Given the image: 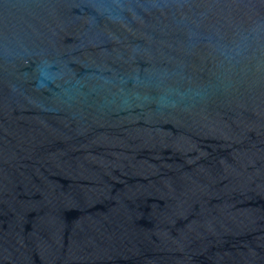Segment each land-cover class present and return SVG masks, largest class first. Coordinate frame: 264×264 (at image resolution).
I'll return each mask as SVG.
<instances>
[{
    "label": "water",
    "instance_id": "water-1",
    "mask_svg": "<svg viewBox=\"0 0 264 264\" xmlns=\"http://www.w3.org/2000/svg\"><path fill=\"white\" fill-rule=\"evenodd\" d=\"M0 264H264V0H0Z\"/></svg>",
    "mask_w": 264,
    "mask_h": 264
}]
</instances>
